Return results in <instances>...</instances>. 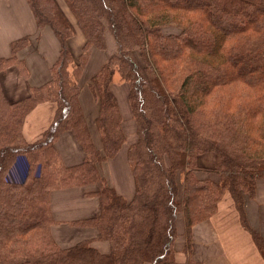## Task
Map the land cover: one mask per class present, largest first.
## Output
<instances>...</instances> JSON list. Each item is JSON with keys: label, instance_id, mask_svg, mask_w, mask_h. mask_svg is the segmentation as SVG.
I'll list each match as a JSON object with an SVG mask.
<instances>
[{"label": "trees", "instance_id": "obj_1", "mask_svg": "<svg viewBox=\"0 0 264 264\" xmlns=\"http://www.w3.org/2000/svg\"><path fill=\"white\" fill-rule=\"evenodd\" d=\"M28 2L38 28L48 26L58 37L60 53L51 79L19 100L7 97L1 75L15 66L28 77L17 53L30 37L13 41L12 54L0 56V264H199L191 256L176 258L177 218L183 214L189 252L194 225L216 213L226 192L264 257V237L244 211L245 195L254 197L264 177V0H64L85 36L77 62L69 46L76 28L58 0ZM167 26L179 30L166 33ZM107 31L118 52L90 79L99 104L98 148L78 80L91 49L106 48ZM117 74L127 85L134 123L127 149L131 199L102 173L104 161L129 139L113 88ZM44 101L56 102L54 118L28 141L26 116ZM65 131L84 152L77 164H66L58 151ZM209 152L216 162L208 170L218 179L195 173L203 168L198 157ZM20 161L23 174L11 176ZM88 185L97 187L87 194L99 196L100 211L71 223L96 227L108 252L91 239L64 247L52 234L51 192Z\"/></svg>", "mask_w": 264, "mask_h": 264}, {"label": "crops", "instance_id": "obj_2", "mask_svg": "<svg viewBox=\"0 0 264 264\" xmlns=\"http://www.w3.org/2000/svg\"><path fill=\"white\" fill-rule=\"evenodd\" d=\"M58 2L60 3L59 0ZM60 5L76 28V32L70 40L75 38L79 45L77 54L79 60L85 44V36L64 0ZM25 36H29L31 42L18 51L17 56L25 60L29 70L28 77L21 76L15 66H10L1 75L4 92L10 100H19L25 97L29 87L44 85L51 79V66L59 56L60 41L52 28L48 26L38 28L28 0H0V56H10L12 42ZM107 41L113 47H111L112 50L109 51V45L105 49L93 47L78 80L81 88L82 108L87 117L92 138L98 148H102L101 137L95 123L99 104L90 88V79L116 49L117 44L112 38H108ZM56 107V102L44 101L38 103L28 113L23 126V133L28 141L37 139L47 129L54 118ZM129 143L124 144L115 156L102 164V173L108 183L127 199H131L135 192L134 178L127 156ZM56 145L66 164H77L83 160L82 147L71 132H63ZM213 154H202L203 156L200 155L198 160L205 163L208 157L210 167H212L216 162V155ZM16 164L21 171L23 161ZM196 175L199 178L209 177L204 174L196 173ZM178 178L180 179L179 175ZM96 188L95 185H88L51 192V210L56 221L52 226V234L62 246H70L78 241L91 239L92 245L101 252L110 250L109 242L98 238L99 232L96 227H81L71 223L99 213V196L87 194ZM244 211L250 227L264 237V177L258 179L254 197L245 195ZM177 228L178 237L175 246L176 258L179 262H185L191 256L199 264H264V257L258 249L251 231L242 224L240 211L229 192L224 194L212 217L194 225L189 252L185 249L186 235L183 233L185 229L183 214H179L177 218ZM182 233L183 236H181ZM181 237H183L182 243H180Z\"/></svg>", "mask_w": 264, "mask_h": 264}, {"label": "rangeland", "instance_id": "obj_3", "mask_svg": "<svg viewBox=\"0 0 264 264\" xmlns=\"http://www.w3.org/2000/svg\"><path fill=\"white\" fill-rule=\"evenodd\" d=\"M59 1L61 3L62 0H59ZM178 30L179 29L174 27V26H167V27L164 28V32H166V33L177 32ZM108 38H110V39L112 38V40L116 44L115 38L113 37L112 33H110L109 31L106 32V40ZM107 45H109L108 41H107ZM70 46H71L70 48H71V51H72V54H73V60H74V62H77V60H78L77 59V56H78L77 54H78L79 45L76 43L75 38L70 40ZM111 47L112 46L109 45V51L112 50L113 47L112 48ZM117 52H118V47L116 45V49H115L114 53H117ZM114 53H112V54H114ZM116 79L118 81L115 83L113 88H114V91L118 94V96L120 98V101H121V106H122L123 114H124V117H125L124 124H125V128L127 130V133L129 134V137H128L129 139H128V141L126 143H129L131 140L134 139V131H133L134 130V123H133V120H132V113H131V110L129 108V104H128V101H127V90L128 89H127V85L124 82L119 81V74L116 75ZM126 143H124V144H126ZM207 154L210 155V154H213V153L209 152V153H204L203 155H207ZM203 155H201V156H203ZM206 159L207 160H205V163H202V162H200V160H198V164L200 166H202L203 168L198 170V171H196L195 173L204 174L206 176H209L212 179H218V175L217 174H215L214 172H210L208 170L211 167H210V162L208 160V157ZM23 172H24L23 170L20 171V168L18 167V164H15L13 172L11 173V176L14 175L17 178L16 173L18 174V176H21L23 174ZM181 191H182V188L180 189V192ZM183 233L186 235L185 229H184ZM183 233L181 234V236L184 235ZM180 240H181L180 243H182L183 237H181ZM179 246H181V244H179ZM64 247H66V246H64ZM175 248H176V246H175Z\"/></svg>", "mask_w": 264, "mask_h": 264}, {"label": "bare ground", "instance_id": "obj_4", "mask_svg": "<svg viewBox=\"0 0 264 264\" xmlns=\"http://www.w3.org/2000/svg\"><path fill=\"white\" fill-rule=\"evenodd\" d=\"M16 102V101H15ZM78 139V138H77ZM37 140V139H36ZM132 168V167H131ZM218 168V167H217ZM134 169V168H133ZM207 170V169H206ZM252 196V195H251ZM88 223V222H87ZM186 224V223H185ZM186 226V225H185Z\"/></svg>", "mask_w": 264, "mask_h": 264}]
</instances>
